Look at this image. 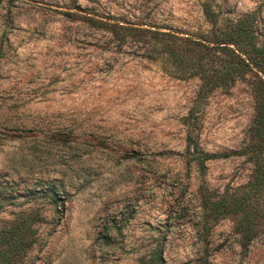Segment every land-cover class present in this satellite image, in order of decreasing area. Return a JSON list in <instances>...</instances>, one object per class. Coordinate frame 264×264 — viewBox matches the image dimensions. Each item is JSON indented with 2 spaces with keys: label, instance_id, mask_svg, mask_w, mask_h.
I'll list each match as a JSON object with an SVG mask.
<instances>
[{
  "label": "rangeland",
  "instance_id": "1",
  "mask_svg": "<svg viewBox=\"0 0 264 264\" xmlns=\"http://www.w3.org/2000/svg\"><path fill=\"white\" fill-rule=\"evenodd\" d=\"M204 5L223 29L250 15L264 43V0H0V229L36 220L11 264H139L163 236L164 264H264V184L249 190L254 163L234 153L250 140L257 72L197 100L201 80L159 40L111 28L200 36L213 28ZM244 191L246 248L238 214L202 205Z\"/></svg>",
  "mask_w": 264,
  "mask_h": 264
},
{
  "label": "trees",
  "instance_id": "2",
  "mask_svg": "<svg viewBox=\"0 0 264 264\" xmlns=\"http://www.w3.org/2000/svg\"><path fill=\"white\" fill-rule=\"evenodd\" d=\"M205 17L210 20L212 29L208 34H187L180 36L172 31H159L133 27L117 22L111 28L137 32H149L159 44L160 54L166 55L175 68L182 73L198 76L201 85L197 100L205 98L217 87L227 86L231 80L245 76L248 71H256L258 80L253 85L257 98L255 117L251 124L250 140L235 154H247L254 163L253 180L250 182L251 192H256L264 184V43L254 40L252 28L247 21L250 15L242 20H234L226 28L217 24L214 12L206 5L203 6ZM116 34V31H112ZM125 36L123 35L122 38ZM198 109V107H197ZM197 112L191 108L184 121H188ZM234 153H204V161L229 157ZM250 193L244 191L241 195L227 201L225 197L209 199L202 197V205L210 212L209 215L219 217L225 213L238 214L236 230L240 233L241 244L247 247L252 239V224L255 207L248 198ZM30 214L19 216L10 226L0 229V264H11L15 256L27 248L31 242L24 239V232L35 222ZM164 236L155 248L146 256L141 257L139 264H164ZM208 260H198L195 264H208Z\"/></svg>",
  "mask_w": 264,
  "mask_h": 264
}]
</instances>
